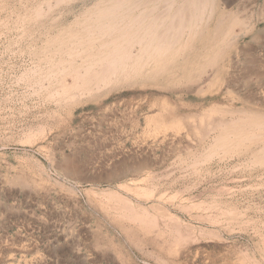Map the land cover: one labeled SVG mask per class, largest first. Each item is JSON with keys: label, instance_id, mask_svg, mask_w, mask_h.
<instances>
[{"label": "rangeland", "instance_id": "1", "mask_svg": "<svg viewBox=\"0 0 264 264\" xmlns=\"http://www.w3.org/2000/svg\"><path fill=\"white\" fill-rule=\"evenodd\" d=\"M97 1L0 0V264H264V0H214L213 66L64 93Z\"/></svg>", "mask_w": 264, "mask_h": 264}, {"label": "bare ground", "instance_id": "2", "mask_svg": "<svg viewBox=\"0 0 264 264\" xmlns=\"http://www.w3.org/2000/svg\"><path fill=\"white\" fill-rule=\"evenodd\" d=\"M214 6V0H98L88 8L86 16L68 35L70 36V41L67 40L68 43L78 47V51L74 55L81 53L82 65L81 67L70 65L71 69L67 76H70L71 80L65 81V86L62 85L64 89L61 91L67 93L75 89L77 91L90 90L93 87L97 88L99 83L105 84L112 78L114 81L120 77H127L130 73L139 75L144 68L146 71L149 70L153 76L163 75L164 78L168 79L176 71H181L183 74L187 73L196 63L194 60L197 59H202L204 64L213 66L217 62V53L219 52L210 49L209 44L212 41L223 44V46L228 44L226 41L228 39H226L227 34L240 23L237 14L229 15L225 19H221L224 15H219L213 30L199 34V36L202 34L200 44L193 53L190 39L196 36L197 24L203 20L207 11L210 13L215 11L217 14V7ZM184 32L187 33V39L181 41ZM242 33L245 34L246 32ZM180 54L183 57L177 58ZM204 64L200 65V68L198 66L196 68L202 69L205 67ZM258 120V116H254L245 121H238V119L236 121L218 120L214 124L218 129H222L223 134L229 131L241 136L240 131L243 130L244 124H257ZM260 124L264 125V122H260ZM223 134L219 137L220 141L227 138ZM256 159L264 161V146L256 154ZM66 168L68 167L66 166L65 170ZM69 171L71 170L68 168L67 172ZM110 194H113L112 191ZM111 196L113 197V195ZM114 197L117 199L116 196ZM119 200L124 201L126 207L129 206L126 198L123 199L122 197ZM130 208L132 207L130 206ZM127 210H129L128 207ZM132 210L134 211V209ZM134 214L135 217L138 216L136 213Z\"/></svg>", "mask_w": 264, "mask_h": 264}]
</instances>
